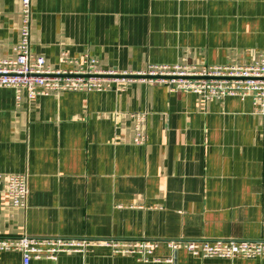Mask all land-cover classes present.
Returning a JSON list of instances; mask_svg holds the SVG:
<instances>
[{
	"label": "crops",
	"instance_id": "crops-1",
	"mask_svg": "<svg viewBox=\"0 0 264 264\" xmlns=\"http://www.w3.org/2000/svg\"><path fill=\"white\" fill-rule=\"evenodd\" d=\"M21 0H0L12 59ZM30 51L55 68L244 65L264 53V0H31ZM65 52L67 61L61 62ZM137 131L145 135L135 143ZM28 174L25 207L0 185V236L155 240L160 261L105 246L28 264H264L200 259L167 240H264V115L251 97L131 80L28 99L0 87V174ZM0 264H22L17 251Z\"/></svg>",
	"mask_w": 264,
	"mask_h": 264
},
{
	"label": "built area",
	"instance_id": "built-area-1",
	"mask_svg": "<svg viewBox=\"0 0 264 264\" xmlns=\"http://www.w3.org/2000/svg\"><path fill=\"white\" fill-rule=\"evenodd\" d=\"M20 13L22 18L18 42L14 46L15 56L12 59H0V87L13 88L17 100L21 93L31 99L39 95L60 94L65 91H102L111 88L112 82L125 84L139 79L166 85L170 90L194 92L205 100L222 99L226 96L240 99L251 97L254 110L264 115V53L253 62L244 65L202 67L148 65L143 71L129 73L142 76L140 78L118 77L116 75L127 73L101 69L99 61L87 54L81 61H71L72 67L65 70L52 67L42 55L30 51L31 0H21ZM60 60L67 61L65 52L61 53ZM96 74L108 76H92ZM144 139V133L137 131L133 140L135 143H141ZM1 184L11 205L25 207L29 193L26 172L11 173L5 179L0 174ZM165 244L172 250L182 248L200 259L224 258L232 261L236 257L264 258V240L190 239L167 240ZM159 245V241L146 239L33 237L25 234L16 237L0 236V252H19L22 255V264H28L31 259L57 260L59 255L65 253L85 255L88 249L94 246L108 247L113 254L133 255L138 261L146 263L161 260L154 255Z\"/></svg>",
	"mask_w": 264,
	"mask_h": 264
},
{
	"label": "water",
	"instance_id": "water-1",
	"mask_svg": "<svg viewBox=\"0 0 264 264\" xmlns=\"http://www.w3.org/2000/svg\"><path fill=\"white\" fill-rule=\"evenodd\" d=\"M86 76H91V75H86ZM92 76H95V77H106L108 75H99V74H96V75H92ZM118 77H126V78H140L142 76L140 75H132V74H127V75H116ZM145 77H148V76H145ZM191 78H196L194 76H190ZM159 78V77H157ZM205 78H210V77H205Z\"/></svg>",
	"mask_w": 264,
	"mask_h": 264
}]
</instances>
